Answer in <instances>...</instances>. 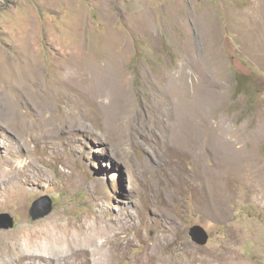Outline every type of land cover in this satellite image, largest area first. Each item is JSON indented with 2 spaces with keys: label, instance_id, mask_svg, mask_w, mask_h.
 <instances>
[{
  "label": "rangeland",
  "instance_id": "374dc122",
  "mask_svg": "<svg viewBox=\"0 0 264 264\" xmlns=\"http://www.w3.org/2000/svg\"><path fill=\"white\" fill-rule=\"evenodd\" d=\"M3 213L0 264H264V0H0Z\"/></svg>",
  "mask_w": 264,
  "mask_h": 264
},
{
  "label": "bare ground",
  "instance_id": "6f19581e",
  "mask_svg": "<svg viewBox=\"0 0 264 264\" xmlns=\"http://www.w3.org/2000/svg\"><path fill=\"white\" fill-rule=\"evenodd\" d=\"M95 71V70H94ZM91 73V72H90ZM94 75H95V73H93ZM184 76V75H183ZM75 80V79H74ZM79 80V79H78ZM168 80V84H167V87H166V89H169V90H173L172 88V82L171 81H174L173 79H171V78H168L167 79ZM77 81V80H76ZM177 81V80H176ZM183 80H181V82H182ZM19 82L20 83H23V79H19ZM78 82V81H77ZM76 82V83H77ZM101 86L100 87H98L97 89H94L92 92H88V89H89V87L90 86H85V87H83V89H86L84 92H85V94L84 95H86V93H88V95H86L88 98H93V97H96V96H98V95H104L103 93H105V95H110L111 97H112V99L114 100L115 99V96H113V92H115V89L114 88H111V86H108L107 85V82L108 81H104L103 79L101 80ZM175 82V81H174ZM159 83V82H158ZM184 86V85H183ZM183 86H181V88L183 87ZM107 89H108V91H107ZM184 89H186V88H184ZM184 89H183V91H184ZM176 90H178V89H176ZM180 91V90H179ZM187 91V90H186ZM186 91L185 92H183L186 96H187V93H186ZM194 91V90H193ZM178 92V91H177ZM181 92V91H180ZM90 93V94H89ZM179 93V92H178ZM180 94V93H179ZM190 94V93H189ZM192 94V93H191ZM195 95V94H194ZM194 95H193V97H194ZM203 95V94H202ZM85 96V97H86ZM179 96V95H178ZM181 96V95H180ZM201 96V95H200ZM200 96H197V97H200ZM181 97H183V94H182V96ZM180 97V98H181ZM189 97H190V95H189ZM196 97V98H197ZM204 97H206V96H204ZM201 98V97H200ZM118 99V98H117ZM182 99V98H181ZM185 99V98H184ZM183 99V100H184ZM195 99V98H194ZM197 99H199V98H197ZM189 100V99H188ZM192 100V99H191ZM190 100V101H191ZM116 101V100H115ZM114 101V102H115ZM196 101V100H195ZM175 102V101H174ZM186 102V101H185ZM198 102H199V100H198ZM181 103V102H180ZM179 103V105H181ZM189 103V102H188ZM191 103H192V101H191ZM201 103V102H200ZM206 103V102H205ZM187 104V103H186ZM202 104V103H201ZM185 106V105H184ZM179 107V106H178ZM73 107H71V109H72ZM74 109V108H73ZM73 109H72V111H73ZM175 109H176V107H175ZM178 110H180L179 108H177ZM182 111H183V109H182ZM75 112V113H74ZM74 117H79L80 118V116H81V114H80V112L79 111H77V110H75L74 109ZM176 112H177V110H176ZM183 114H184V112H183ZM173 115V114H172ZM178 115V114H177ZM184 116V115H183ZM188 116V115H187ZM170 118V117H169ZM183 119V118H182ZM173 121H175V119L173 120ZM176 122V121H175ZM185 122V121H184ZM190 122V121H189ZM189 122H187V123H189ZM51 123H52V121H51ZM171 123V122H170ZM177 123V122H176ZM172 124H174V123H172ZM170 125V124H169ZM184 125V124H183ZM181 127H183V126H181ZM188 127H189V125H188ZM187 128V127H186ZM188 129V128H187ZM190 129V128H189ZM181 130V129H180ZM195 130V129H194ZM188 141V140H187ZM105 226V225H104ZM110 227V226H109ZM108 227V228H109ZM124 227V226H123ZM123 227H121V228H123ZM102 228V227H101ZM107 228V229H108ZM106 228H103L102 229V231H104V233H105V235L107 234L106 233V230H105ZM97 230H99L100 231V228L99 229H97ZM97 230H96V232H97ZM108 230H110L111 231V229H108ZM117 230H121V229H117ZM92 231V230H91ZM110 231L108 232V233H110ZM117 232H120V231H116V230H114L113 229V233H112V236L109 238H107V240L108 241H105L104 242V240H103V245H102V247H104L105 245H106V242H108V244L109 243H112V245H111V248L109 249V256H108V260H107V262L109 263V261H110V259L113 257V255H114V251H113V249H114V240H115V237H116V233ZM101 233V232H100ZM89 234V233H88ZM95 234V233H94ZM119 234V233H118ZM91 235V234H90ZM86 236V235H85ZM107 236V235H106ZM95 239L96 238H94V237H92V236H90V237H87L86 239H85V241H87V242H89V243H95ZM99 239V238H98ZM97 239V240H98ZM121 239H122V237H121ZM120 240V239H119ZM118 240V241H119ZM123 240V239H122ZM126 240V239H125ZM127 241V240H126ZM120 242V241H119ZM66 242H65V240L64 239H58V240H56V244H57V246H59L60 248H61V246H65L66 244H65ZM84 242H79L75 237H73L72 239H69L68 240V242H67V244H68V247L69 248H66L65 249V251H71L72 253H77V252H81L83 249H82V244H83ZM62 244H64V245H62ZM117 244H119V243H117ZM121 246V245H120ZM94 247H95V245H94ZM97 248V247H96ZM59 249V248H58ZM108 249V248H107ZM63 251V250H62ZM107 251V250H106ZM58 252V251H57ZM61 252V251H60ZM92 252H93V250H92ZM116 253V252H115ZM52 254V253H51ZM64 254H65V252H64ZM39 255V256H38ZM54 255V254H53ZM58 255V254H57ZM91 255V254H90ZM100 256V255H99ZM32 259H33V261H42V262H44V261H47L48 259H52V260H54L55 258H46V255L45 254H37L36 256H33L32 255ZM64 257H65V255H64ZM31 258V257H30ZM58 260V259H57ZM61 260V259H60ZM86 259H84V261H85ZM100 260V259H99ZM65 261V260H64ZM69 261V260H68ZM95 262H96V260H95ZM36 263V262H35ZM61 263V262H60ZM59 263V264H60ZM104 263V262H103ZM106 263V262H105ZM36 264H38V263H36ZM64 264H68V262L67 261H65L64 262ZM85 264H88V262L86 261L85 262Z\"/></svg>",
  "mask_w": 264,
  "mask_h": 264
},
{
  "label": "water",
  "instance_id": "95a60500",
  "mask_svg": "<svg viewBox=\"0 0 264 264\" xmlns=\"http://www.w3.org/2000/svg\"><path fill=\"white\" fill-rule=\"evenodd\" d=\"M53 210L52 199L44 196L36 200L29 214L32 220H37L47 216ZM14 226V219L7 213L0 214V230H10ZM190 238L197 244H204L208 239L205 231L200 226H194L189 232Z\"/></svg>",
  "mask_w": 264,
  "mask_h": 264
}]
</instances>
